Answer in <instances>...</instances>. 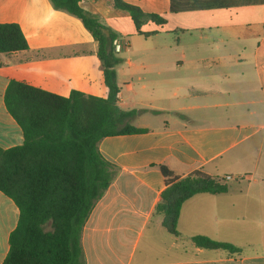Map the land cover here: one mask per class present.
Returning a JSON list of instances; mask_svg holds the SVG:
<instances>
[{
  "label": "crops",
  "instance_id": "crops-1",
  "mask_svg": "<svg viewBox=\"0 0 264 264\" xmlns=\"http://www.w3.org/2000/svg\"><path fill=\"white\" fill-rule=\"evenodd\" d=\"M123 1L165 18L147 22L144 32L191 36L161 48L146 41L132 51L145 36L129 12L113 0L80 1L118 34V106L131 112L126 123L147 130L99 142L118 172L84 226V264H264V0ZM0 23L18 24L29 46L0 53L1 148L24 143L4 102L11 80L61 96H107L98 43L78 17L50 0H0ZM160 164L180 177L196 170L222 180L231 175L237 185L187 200L174 236L156 212L166 183L151 166ZM18 219L17 206L0 191V264ZM196 235L242 252L198 247Z\"/></svg>",
  "mask_w": 264,
  "mask_h": 264
},
{
  "label": "trees",
  "instance_id": "trees-1",
  "mask_svg": "<svg viewBox=\"0 0 264 264\" xmlns=\"http://www.w3.org/2000/svg\"><path fill=\"white\" fill-rule=\"evenodd\" d=\"M56 9L78 17L98 43L97 56L103 65L106 97L73 90L61 96L11 80L4 102L21 127L24 143L0 147V191L19 210L16 228L9 237V251L2 264H84L82 233L96 204L107 191L118 168L99 149L105 137L147 131L126 123L131 112L118 106L119 86L116 67L122 62L115 51L118 34L101 18L84 10L81 0H50ZM113 7L129 12L137 33L150 37L143 25H162L165 18L147 13L123 0ZM29 48L16 23H0V53ZM165 178L156 212L163 227L179 235L178 222L183 204L201 193L225 194L229 184L200 170L180 177L166 165H153ZM205 249L240 253L242 248L204 235L192 237Z\"/></svg>",
  "mask_w": 264,
  "mask_h": 264
},
{
  "label": "rangeland",
  "instance_id": "rangeland-1",
  "mask_svg": "<svg viewBox=\"0 0 264 264\" xmlns=\"http://www.w3.org/2000/svg\"><path fill=\"white\" fill-rule=\"evenodd\" d=\"M208 35L211 38L217 36L215 31H208ZM184 36L185 37H187V36L189 37L191 35L189 33H185L183 35L182 32L177 31L175 33L162 32V33H159L157 35H153L151 37H147L148 39L146 37H141L137 41H133L131 50L135 51L136 49L140 48L146 41L148 42V44H150V46H153L155 48H161V47H165V46H170L171 44L174 46V44L175 45L177 44L179 37L182 38ZM259 180H262V178H260ZM226 183L229 184V185L230 184L231 185L235 184V182H232V181H226ZM235 185H237V184H235Z\"/></svg>",
  "mask_w": 264,
  "mask_h": 264
},
{
  "label": "built area",
  "instance_id": "built-area-1",
  "mask_svg": "<svg viewBox=\"0 0 264 264\" xmlns=\"http://www.w3.org/2000/svg\"><path fill=\"white\" fill-rule=\"evenodd\" d=\"M125 46H126V44H125ZM123 47L124 46L119 41L115 42V51H116V53H119L123 49ZM231 180H233V176H231V175H227L223 179L224 182L231 181Z\"/></svg>",
  "mask_w": 264,
  "mask_h": 264
}]
</instances>
